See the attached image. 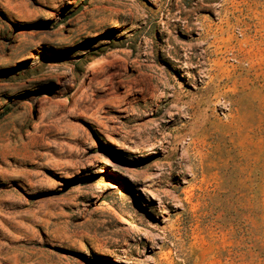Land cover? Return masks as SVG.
Wrapping results in <instances>:
<instances>
[{
  "label": "rangeland",
  "instance_id": "1",
  "mask_svg": "<svg viewBox=\"0 0 264 264\" xmlns=\"http://www.w3.org/2000/svg\"><path fill=\"white\" fill-rule=\"evenodd\" d=\"M0 264H264V0H0Z\"/></svg>",
  "mask_w": 264,
  "mask_h": 264
}]
</instances>
